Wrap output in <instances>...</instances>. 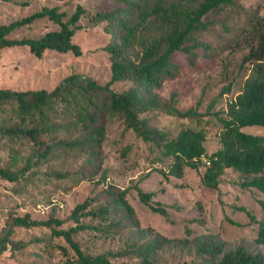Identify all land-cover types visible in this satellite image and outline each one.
Masks as SVG:
<instances>
[{"label":"rangeland","instance_id":"374dc122","mask_svg":"<svg viewBox=\"0 0 264 264\" xmlns=\"http://www.w3.org/2000/svg\"><path fill=\"white\" fill-rule=\"evenodd\" d=\"M23 1L0 0V22L22 17L44 5L58 6L70 15L78 3L82 4L85 13L74 35L82 53L47 49L42 56H38L27 45L4 47L0 51L1 86L52 89L73 71L95 77L101 82L109 80L111 58L105 45L120 40L118 19H137V14L132 13L124 0H27L28 4ZM155 2L149 1L151 5ZM105 12H115V15L105 17ZM258 19H264V0H237L235 5L210 11L204 17L207 26L197 31V36L206 43L205 47H197L196 55L185 50L176 51L174 60L177 70L153 90L158 104L146 112L151 122L171 135H176L184 126L204 128L208 152L217 148L220 144V120L216 115L206 114L198 120L170 113L166 107L174 104L186 110L193 106L201 112L219 110L224 115L228 101L240 91L250 71L251 63L244 60V55L254 39L252 25ZM59 26L52 20L43 19L32 27L17 29L12 35L40 36ZM132 85L146 92L144 84L133 77L113 83L116 89ZM8 115L0 114V124ZM245 129L264 133L263 125H251ZM125 146L129 148L126 154L123 153ZM29 152L27 144H10L0 136L1 165H22L25 161L23 156ZM102 157L100 161L99 156L89 153H71L34 167L28 178L10 181L0 176V233L10 211L28 212L37 218L53 214L67 217L76 203L88 195L102 196L103 187L114 183L129 188L128 198L136 208L140 225L128 226L111 237L95 235L89 230L79 232L77 239L87 252L117 251L139 243L147 245L154 237L161 239L158 232L172 238L155 251L157 262L163 264H206L204 257L198 253V244L209 240L221 243L224 251L238 245L255 251L264 249V244L256 241L259 223L251 221L245 210L235 207L236 204H244L258 218L264 219V192L256 187L241 186L240 181L244 177L241 171L227 167L217 188L203 184L201 174L204 164L199 168L185 166L182 176H167L164 170L171 162V156L164 155L153 142L126 128L124 122L115 116L108 118ZM84 165H88L89 170L100 167L92 178L78 179L74 176L63 180L49 174L52 171L77 170ZM136 184L144 190H154L152 202L161 201L167 207L169 216L154 211L143 202ZM84 219L96 221L90 217ZM73 222L70 219L64 225ZM187 228H190V233ZM14 235L32 240V243L15 255L4 253L0 256V264H64L65 253L57 244H65L72 251L68 242L63 237L52 236L50 227L46 225L15 227ZM36 237L42 239L37 241ZM48 240L55 246L45 249ZM112 258L117 264L140 260L133 255Z\"/></svg>","mask_w":264,"mask_h":264},{"label":"trees","instance_id":"16d2710c","mask_svg":"<svg viewBox=\"0 0 264 264\" xmlns=\"http://www.w3.org/2000/svg\"><path fill=\"white\" fill-rule=\"evenodd\" d=\"M124 1L132 13L137 14V19H118L120 40L105 45L111 58L109 80L101 82L95 77L73 71L52 89H14L0 85V114H9L0 124V136L10 144H27L30 147V152L23 156L25 161L22 165L0 164V176L10 181L28 178L34 167L71 153H89L99 156L101 161L108 118L115 116L124 122L126 128L133 129L144 140L159 147L164 155L171 156L172 160L164 170L165 175L182 176L185 166L199 168L204 164L201 174L203 184L217 188L227 167H233L244 175L241 186L256 187L264 192V133L245 129L251 125L264 126V19H258L252 25L254 39L244 55V60L251 63L250 71L240 91L228 101L224 115L219 110L201 112L193 106L186 110L174 104L166 107L170 113L198 120L206 114L217 116L220 120V144L208 152L204 128L184 126L176 135H171L152 123L146 112L158 104L153 90L177 70L175 52L185 50L196 55V48L206 45L197 36V31L207 26L204 17L212 10L235 5L237 0H156L153 5L150 0ZM23 3L28 4V1ZM84 13L85 8L80 3L70 15L58 6L44 5L22 17L0 22V51L8 46L27 45L38 56H42L47 49L81 54V46L74 41V35L81 26L79 21ZM103 15L109 17L115 12ZM43 19L52 20L60 26L40 36L12 35L17 29L32 27ZM129 77L143 83L146 92H141L136 85L126 89L113 87L114 82ZM123 151L126 154L128 146ZM203 155L210 158V164L205 163ZM87 167L84 165L77 170H59L49 174L63 180L74 176L78 179L92 178L100 165L94 170ZM135 188L143 202L154 211L169 216L167 207L161 201L152 202L154 190H144L138 184ZM128 191V187L110 183L103 187L102 196L88 195L76 203L67 217L53 214L37 218L28 212L10 211L0 233V256L7 252L15 255L31 245L32 240L14 235L15 227L46 225L50 227L52 236L63 237L72 249L70 251L65 244H57L65 253L64 264H117L112 257L123 255L140 258L130 264H163L157 262L155 251L172 238L160 232L158 236L161 239L154 237L147 245L139 243L99 253L87 252L77 239V234L84 230L111 237L128 226L138 227L140 220L128 198ZM235 207L245 210L251 221L259 223L256 241L264 244V219L258 218L244 204H236ZM86 217L96 221H85ZM70 219L74 222L64 225ZM187 232H191L190 228ZM35 239L40 241L42 238ZM53 246L55 243L46 241L45 249ZM198 253L204 257L206 264H264V249L255 251L245 245L224 251L219 242L203 241L198 244Z\"/></svg>","mask_w":264,"mask_h":264},{"label":"built area","instance_id":"2783aa9c","mask_svg":"<svg viewBox=\"0 0 264 264\" xmlns=\"http://www.w3.org/2000/svg\"><path fill=\"white\" fill-rule=\"evenodd\" d=\"M202 157L206 164H210L211 160L207 155H203Z\"/></svg>","mask_w":264,"mask_h":264}]
</instances>
